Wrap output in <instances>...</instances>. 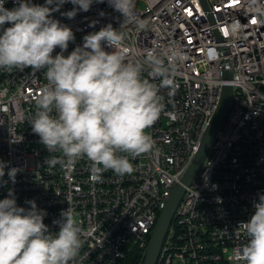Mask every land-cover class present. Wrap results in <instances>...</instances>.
<instances>
[{
    "label": "built area",
    "instance_id": "2783aa9c",
    "mask_svg": "<svg viewBox=\"0 0 264 264\" xmlns=\"http://www.w3.org/2000/svg\"><path fill=\"white\" fill-rule=\"evenodd\" d=\"M206 1L208 8L203 0H135V14L145 27L120 29L129 60L142 61L155 50L167 64L165 53H183L173 86L160 89L163 111L146 129L155 146L131 159L130 174L107 170L94 180L86 157L70 168L44 163L60 155L48 152L29 123L34 98L47 83L45 70L0 69V161L6 163L0 199L11 189L18 206L28 208L26 201L35 200L53 232L59 230L53 221L70 204L83 232L75 264H117L132 249L144 253L162 210L199 151L224 84L233 86L232 103L176 208L157 264H237L234 253L247 243L240 223L250 219L254 202L264 194V24L256 23L249 0ZM4 6L11 9L16 0H5ZM74 7L69 0L52 13L75 36L64 55L82 45L87 33L108 23L118 29L123 21L107 0H94L73 19L62 15ZM58 52L57 47L53 56ZM225 69L232 71V79L223 78ZM142 78L159 84L147 65ZM13 167L19 169L14 183L7 175Z\"/></svg>",
    "mask_w": 264,
    "mask_h": 264
},
{
    "label": "clouds",
    "instance_id": "9594fccd",
    "mask_svg": "<svg viewBox=\"0 0 264 264\" xmlns=\"http://www.w3.org/2000/svg\"><path fill=\"white\" fill-rule=\"evenodd\" d=\"M66 2L16 0L17 6L8 9L5 0H0V69L45 70L47 83L34 98L36 110L29 123L48 152L60 155L46 157L44 163L70 168L86 157L94 180L99 181L107 170L119 176L130 174L134 170L131 159L155 146L146 129L163 111L160 89L173 86L172 76L183 53L179 49L165 53L167 64L155 50L147 52L142 61L129 60L120 29L128 24L143 29L145 22L135 14V0H107L123 17L120 27L108 23L89 32L82 45L64 55L75 36L52 13ZM70 2L78 7L62 15L73 19L77 11L87 12L94 0ZM249 7L256 23L264 24V2L249 0ZM57 47L60 52L53 56ZM145 65L150 76L159 79L158 85L142 78ZM5 168L6 163L0 161V178ZM18 171L13 167L7 172L13 183ZM26 203L30 207L18 206L11 189L0 199V264H75L83 232L73 207L69 204L60 219L53 221L59 225L53 232L44 223L46 211L35 200ZM253 206L254 214L240 223L247 243L234 253L237 264H264V194Z\"/></svg>",
    "mask_w": 264,
    "mask_h": 264
},
{
    "label": "water",
    "instance_id": "95a60500",
    "mask_svg": "<svg viewBox=\"0 0 264 264\" xmlns=\"http://www.w3.org/2000/svg\"><path fill=\"white\" fill-rule=\"evenodd\" d=\"M203 3L205 4V7H209L206 0H203ZM223 78L225 80L232 79V71L229 69H225L223 73ZM233 94V86L231 84H224L222 88L221 98L204 133L199 151L192 163L190 164L189 168L186 170L184 176L181 179V182L176 185L166 207L164 208V210H162L159 220L157 221L156 226L154 227L150 235L148 245L143 253L140 264L157 263L165 239L164 237H166L169 226L170 224H172L171 221L173 220L176 208L186 191V187L191 185V183L201 170L211 150V147L215 139L217 138V135L222 125L224 124L227 112L232 103Z\"/></svg>",
    "mask_w": 264,
    "mask_h": 264
},
{
    "label": "trees",
    "instance_id": "16d2710c",
    "mask_svg": "<svg viewBox=\"0 0 264 264\" xmlns=\"http://www.w3.org/2000/svg\"><path fill=\"white\" fill-rule=\"evenodd\" d=\"M142 256L143 254L141 250L132 249L130 252H128L125 258L119 261L117 264H140Z\"/></svg>",
    "mask_w": 264,
    "mask_h": 264
},
{
    "label": "rangeland",
    "instance_id": "374dc122",
    "mask_svg": "<svg viewBox=\"0 0 264 264\" xmlns=\"http://www.w3.org/2000/svg\"><path fill=\"white\" fill-rule=\"evenodd\" d=\"M143 5V4H142ZM227 131V130H226ZM229 255V253L226 254V257Z\"/></svg>",
    "mask_w": 264,
    "mask_h": 264
},
{
    "label": "bare ground",
    "instance_id": "6f19581e",
    "mask_svg": "<svg viewBox=\"0 0 264 264\" xmlns=\"http://www.w3.org/2000/svg\"><path fill=\"white\" fill-rule=\"evenodd\" d=\"M160 217V216H159ZM174 217V216H173ZM159 220V219H158ZM160 255V254H159ZM159 258V257H158ZM157 264V263H156Z\"/></svg>",
    "mask_w": 264,
    "mask_h": 264
},
{
    "label": "snow or ice",
    "instance_id": "6c2138e0",
    "mask_svg": "<svg viewBox=\"0 0 264 264\" xmlns=\"http://www.w3.org/2000/svg\"><path fill=\"white\" fill-rule=\"evenodd\" d=\"M253 23H255V21H253Z\"/></svg>",
    "mask_w": 264,
    "mask_h": 264
}]
</instances>
